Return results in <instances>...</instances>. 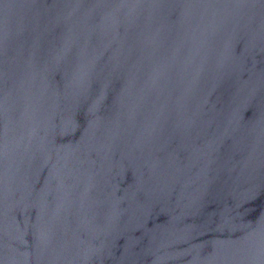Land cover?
I'll return each instance as SVG.
<instances>
[{
    "label": "water",
    "instance_id": "obj_1",
    "mask_svg": "<svg viewBox=\"0 0 264 264\" xmlns=\"http://www.w3.org/2000/svg\"><path fill=\"white\" fill-rule=\"evenodd\" d=\"M0 264H264V0H0Z\"/></svg>",
    "mask_w": 264,
    "mask_h": 264
}]
</instances>
